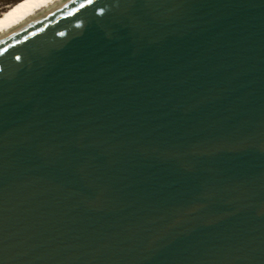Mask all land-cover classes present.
I'll return each mask as SVG.
<instances>
[{"label": "water", "instance_id": "95a60500", "mask_svg": "<svg viewBox=\"0 0 264 264\" xmlns=\"http://www.w3.org/2000/svg\"><path fill=\"white\" fill-rule=\"evenodd\" d=\"M81 3L0 42V264H264V0Z\"/></svg>", "mask_w": 264, "mask_h": 264}, {"label": "bare ground", "instance_id": "6f19581e", "mask_svg": "<svg viewBox=\"0 0 264 264\" xmlns=\"http://www.w3.org/2000/svg\"><path fill=\"white\" fill-rule=\"evenodd\" d=\"M73 0H28L0 14V42Z\"/></svg>", "mask_w": 264, "mask_h": 264}, {"label": "rangeland", "instance_id": "374dc122", "mask_svg": "<svg viewBox=\"0 0 264 264\" xmlns=\"http://www.w3.org/2000/svg\"><path fill=\"white\" fill-rule=\"evenodd\" d=\"M28 1V0H0V14L3 13L6 7H16L17 5Z\"/></svg>", "mask_w": 264, "mask_h": 264}, {"label": "snow or ice", "instance_id": "6c2138e0", "mask_svg": "<svg viewBox=\"0 0 264 264\" xmlns=\"http://www.w3.org/2000/svg\"><path fill=\"white\" fill-rule=\"evenodd\" d=\"M94 3H96V0H83V3H81L80 7L84 8L87 5H93ZM100 14H103L105 12V9L103 7L99 8L97 10ZM17 59H20L19 57H17Z\"/></svg>", "mask_w": 264, "mask_h": 264}]
</instances>
